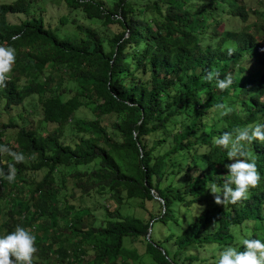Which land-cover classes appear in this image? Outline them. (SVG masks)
<instances>
[{
	"label": "trees",
	"instance_id": "16d2710c",
	"mask_svg": "<svg viewBox=\"0 0 264 264\" xmlns=\"http://www.w3.org/2000/svg\"><path fill=\"white\" fill-rule=\"evenodd\" d=\"M63 2L120 30L74 39L46 27L33 0L0 3V107L36 98L55 125L0 124V230L12 242L0 259L144 264L129 261L144 251L153 264H264L253 226L264 220V19L247 22L243 0ZM227 16L242 25L220 29ZM64 81L75 89L66 98ZM67 173L73 197L105 196L99 223L62 193ZM133 199L160 210L140 218L114 207Z\"/></svg>",
	"mask_w": 264,
	"mask_h": 264
},
{
	"label": "rangeland",
	"instance_id": "374dc122",
	"mask_svg": "<svg viewBox=\"0 0 264 264\" xmlns=\"http://www.w3.org/2000/svg\"><path fill=\"white\" fill-rule=\"evenodd\" d=\"M12 1L14 0H0V3H10ZM98 1H102L105 7H112L115 2V0H98ZM243 2L246 5V7L249 8V14H248L249 19L247 22H256L257 17L261 18L262 20L264 19V15H257V14L250 13L252 9L257 10L259 8L261 12L264 14V0H243ZM32 11L40 14L43 17L44 24L46 27L52 29L53 31L58 32L60 35H69L70 37L74 39H80L82 36H84V30L86 29L97 30L103 36L112 35L120 30V27L116 23L105 25L100 20L88 18L81 9L69 10V8H67L66 5L64 4L63 0H33ZM8 19L10 21H20L22 19V16L21 14H10L8 16ZM241 25H242V22H239V18H233V17L225 18L224 17V20L220 26V29H222L224 26L240 27ZM258 36L264 37V24H262L259 27ZM2 56L3 55L1 53L0 54V66L3 63ZM0 74L9 75V71L3 66V67H0ZM62 88H63V93H62L63 98L71 96L75 91L74 86L68 81H64L61 87H59V90ZM261 100L264 101V96L261 98ZM76 116L81 117V118H87V119H91L92 117L90 112L85 108L79 109L76 112ZM10 117L13 118V121L16 123L17 128L24 124H29L33 128H36L39 132L45 133L46 129H51L55 127L54 124L52 123L48 124L42 120L41 104L38 102L36 98H32V97L26 98L21 105L14 107L9 113L3 111L2 108L0 107V124L7 123ZM115 120H117V115L110 114V115L103 117L101 123L105 125L107 129L110 131V124L114 122ZM17 128H13V129L10 128L8 132L6 133L7 134L6 137L14 139ZM69 133L70 131L65 128L64 135L68 136ZM92 166L93 164L89 165V167H92ZM63 171L66 173L67 168ZM29 174L30 172H28V174H25L23 176L24 179H26L27 181H29L28 180ZM43 174H44L43 171L36 174V176L33 174L32 178L35 180H39L42 178ZM65 176H66V179L64 178V183H63L64 185H63L62 193H67L66 196L68 197V201L70 205H73L74 209L76 210L88 209L95 216L97 223H99L105 217V214H106L104 210V206L106 207L107 205L104 200L105 196H101L99 194L94 193L89 196L80 197L79 192H77V194L73 197L71 195L72 190H71V182H70L71 180L68 177L69 173L65 174ZM177 180H179V178H177ZM1 190H3V187L0 188V191ZM152 206L153 204L151 202H148V201L143 202L140 199H133L129 201H123L122 204L120 205L115 203L114 207L121 214L137 216L140 218H147L149 217L150 214H157L158 210H160L159 207L153 208ZM3 207L7 208L3 199L0 198V211L1 212L3 211ZM253 226L255 227V232L257 234L262 235L263 237L264 236V229H263L264 220L262 222L260 221L256 222ZM176 229L178 228L176 227ZM159 235L162 237H165L166 233L162 231L161 229H159ZM247 235H249V233H247ZM124 244H126L129 247L133 246L129 240V237H126L124 239ZM4 247L6 249L12 248V242L6 241V243H4ZM207 255H210V253H207ZM91 257L92 256H90L89 258ZM28 261L29 260H27L26 263H28ZM129 261L130 262L142 261L144 264H153L149 255L145 253L144 251H140L136 259H129ZM0 264H8V262L6 260L4 261V259H0Z\"/></svg>",
	"mask_w": 264,
	"mask_h": 264
},
{
	"label": "clouds",
	"instance_id": "9594fccd",
	"mask_svg": "<svg viewBox=\"0 0 264 264\" xmlns=\"http://www.w3.org/2000/svg\"><path fill=\"white\" fill-rule=\"evenodd\" d=\"M230 16H227L226 18H228ZM224 27H227V26H224ZM260 27V25L258 26ZM8 77H5V79H7ZM6 241H8L6 238H5V231L4 230H0V250L2 248H5L4 247V243H6Z\"/></svg>",
	"mask_w": 264,
	"mask_h": 264
},
{
	"label": "water",
	"instance_id": "95a60500",
	"mask_svg": "<svg viewBox=\"0 0 264 264\" xmlns=\"http://www.w3.org/2000/svg\"><path fill=\"white\" fill-rule=\"evenodd\" d=\"M151 193H152V195L154 196V198L163 201L161 198H159V197L157 196V194H156L153 190L151 191Z\"/></svg>",
	"mask_w": 264,
	"mask_h": 264
}]
</instances>
